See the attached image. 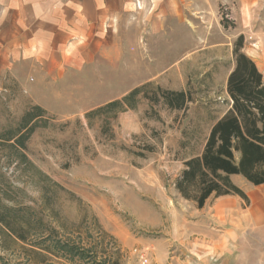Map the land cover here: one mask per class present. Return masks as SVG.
<instances>
[{"label":"rangeland","instance_id":"rangeland-1","mask_svg":"<svg viewBox=\"0 0 264 264\" xmlns=\"http://www.w3.org/2000/svg\"><path fill=\"white\" fill-rule=\"evenodd\" d=\"M185 16L186 25L162 27L154 37L150 26L115 28L113 62L78 76L0 70V131L16 125L32 105L48 112V125L36 130L26 154L52 183L2 158L0 173L17 201L35 209L46 188L59 216L78 226V242L97 252L99 264H142L140 251L149 264L161 262L200 218L201 209L180 196L176 182L185 160L202 151L211 127L230 108L227 83L239 37L264 80V3L246 10L237 0H195ZM128 45L131 55L124 58ZM147 83L153 84L150 94L156 86L187 91L192 102L176 111L141 98L105 133L102 119H86ZM0 257V264H30L19 252L0 248Z\"/></svg>","mask_w":264,"mask_h":264},{"label":"trees","instance_id":"trees-1","mask_svg":"<svg viewBox=\"0 0 264 264\" xmlns=\"http://www.w3.org/2000/svg\"><path fill=\"white\" fill-rule=\"evenodd\" d=\"M243 41L241 36L235 43L234 67L227 83L230 108L211 127L202 151L185 160V169L176 182L180 196L195 203L198 209H203L211 198L239 196L247 200L232 176H242L254 186L264 185V80L256 63L242 52ZM152 86H140L121 99L88 112L86 119L89 123L93 118L102 119L105 133L120 114L135 110L141 98L176 111H186L192 102L187 91L156 86L150 94L148 89ZM49 120L48 112L41 106L29 107L16 125L0 131V158L23 172L33 170L52 183L26 154L36 130L46 127ZM186 145L187 142L182 143ZM145 151L151 153L153 149L148 147ZM0 181L5 184L0 188V248L4 252H19L30 264H99L97 252L80 238L78 242V226L69 225L59 216L46 188H42V202L35 209L17 201L12 195L16 190L2 173ZM53 185L64 191L59 184ZM107 264L120 263L115 260Z\"/></svg>","mask_w":264,"mask_h":264},{"label":"crops","instance_id":"crops-1","mask_svg":"<svg viewBox=\"0 0 264 264\" xmlns=\"http://www.w3.org/2000/svg\"><path fill=\"white\" fill-rule=\"evenodd\" d=\"M194 1L0 0V70L78 76L91 67L103 68L115 58V28L150 26L154 37L162 27L186 25L185 12ZM237 1L246 10L264 3ZM123 48V57H129L130 45ZM232 181L247 200L211 198L198 211V221L172 244L175 252L156 264H264V185L254 186L242 176Z\"/></svg>","mask_w":264,"mask_h":264},{"label":"built area","instance_id":"built-area-1","mask_svg":"<svg viewBox=\"0 0 264 264\" xmlns=\"http://www.w3.org/2000/svg\"><path fill=\"white\" fill-rule=\"evenodd\" d=\"M140 259L142 264H149V256L146 252H139Z\"/></svg>","mask_w":264,"mask_h":264}]
</instances>
